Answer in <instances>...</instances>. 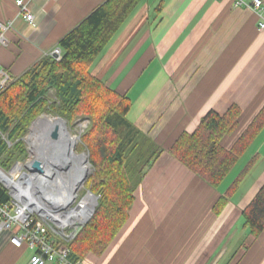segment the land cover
<instances>
[{
	"label": "crops",
	"instance_id": "1",
	"mask_svg": "<svg viewBox=\"0 0 264 264\" xmlns=\"http://www.w3.org/2000/svg\"><path fill=\"white\" fill-rule=\"evenodd\" d=\"M106 1L33 0L29 24L16 0H0V21L13 23L0 63L20 77ZM91 73L130 98L128 120L164 153L137 188L124 227L87 264H264V232L232 247L242 211L264 185V129L244 154V168L258 159L249 174L256 170L255 181L239 195L242 183L219 215L216 204L242 171L227 189L213 188L169 153L209 112L239 105V127L223 140L231 148L263 109L264 31L256 14L235 0H142ZM32 255L0 240V264H28Z\"/></svg>",
	"mask_w": 264,
	"mask_h": 264
},
{
	"label": "trees",
	"instance_id": "2",
	"mask_svg": "<svg viewBox=\"0 0 264 264\" xmlns=\"http://www.w3.org/2000/svg\"><path fill=\"white\" fill-rule=\"evenodd\" d=\"M142 0H107L61 39V60L45 56L0 95V169L9 172L24 162L27 151L21 140L30 124L47 106L53 89L60 115L68 121L81 114L94 119L89 148L96 175L87 184L100 195L92 219L67 244L70 260L102 256L129 218L135 192L164 150L127 118L132 102L94 77L91 68ZM54 108L57 106L54 104ZM243 109L231 106L224 115L209 112L193 133H183L170 155L213 188H218L264 129V107L231 148L223 140L239 127ZM6 137V140L4 139ZM9 143L14 144L9 147ZM254 157L238 175L214 211L221 214L257 163ZM10 201L0 183V202ZM248 236L264 232V185L242 211Z\"/></svg>",
	"mask_w": 264,
	"mask_h": 264
},
{
	"label": "built area",
	"instance_id": "3",
	"mask_svg": "<svg viewBox=\"0 0 264 264\" xmlns=\"http://www.w3.org/2000/svg\"><path fill=\"white\" fill-rule=\"evenodd\" d=\"M32 1L16 0L20 16L29 24L35 23V15L31 10ZM235 5L251 9L258 17V29L264 31V0H235ZM12 29L11 21H0V46L7 44L6 35ZM48 55L59 61L62 51L56 48ZM6 75L0 63V95L9 86ZM82 128H85V124H82ZM33 161L18 162L9 172L0 171L9 173L11 178L14 169L18 167L15 179L17 185L8 184L0 178V183L9 190L10 196L8 203L0 202V240L7 236L16 248L31 249L33 255L28 264H87L85 260L71 261L67 244L76 239L92 218L98 199L90 190L82 197L76 193L77 188L85 182L78 184L71 194L68 193V184L72 180L65 179L63 191L62 187L52 185L47 188L51 194L49 201H39L28 182L33 177L44 174L31 168ZM67 193L70 197H67Z\"/></svg>",
	"mask_w": 264,
	"mask_h": 264
},
{
	"label": "bare ground",
	"instance_id": "4",
	"mask_svg": "<svg viewBox=\"0 0 264 264\" xmlns=\"http://www.w3.org/2000/svg\"><path fill=\"white\" fill-rule=\"evenodd\" d=\"M54 131L58 132L57 138L52 137ZM28 141L36 159L41 160L44 165V175L33 177L28 182L33 189H31L32 193L37 194L39 201L46 199L49 201L51 194L47 188L52 185L62 187L65 179L72 180L67 189L71 194L88 174V158L83 154L82 156L75 154L77 141L71 135L64 120L48 116L37 119ZM17 175L18 167L14 169L11 178L8 174L0 172V178L8 184L16 183L17 185L15 180ZM68 193L67 197H70Z\"/></svg>",
	"mask_w": 264,
	"mask_h": 264
},
{
	"label": "rangeland",
	"instance_id": "5",
	"mask_svg": "<svg viewBox=\"0 0 264 264\" xmlns=\"http://www.w3.org/2000/svg\"><path fill=\"white\" fill-rule=\"evenodd\" d=\"M47 56H49V55H47ZM152 69H154V67H152ZM5 71H6V74H7L6 76L8 77V80H9V85L11 83H13L14 81H16L18 78H20L21 76H23V75H21L20 77H15V76H13L10 73V71H8L6 69H5ZM47 97H48V99H47L48 106H47L46 110L43 113H41V116H39L37 119H39L41 117H44V116H48V117H52V118L62 119V120H64L67 123L68 130L70 131L71 135L77 141V143L75 145V154L76 155L79 154L78 156H82V154H83V155H86L87 158H88L87 159L88 160V165H89V170L87 171L88 174L85 176L84 180L82 181V182H85V183L83 185H81L80 187H78L77 190H76V193H79L81 197L85 196L87 191H89V189L87 187V184H88L89 180L91 178H94V176L97 173L96 168L92 164V156H91V151H90V148H89L90 141H92L91 140V138H92V132L91 131H92V128H93V125H94V119H93V117L90 114L84 113V114H81V115L77 116L74 119L73 122L68 121L65 117L60 115V112H59L60 104H59L58 98L56 96V93H55V91L53 89H49L48 90ZM55 103H56L57 106L54 108V106H55L54 104ZM37 119L34 120L30 124V126L28 128V131H27V134L21 139L24 142V144H25V148H26L27 155H28V158L24 161V163L27 162L28 160H36L35 155L32 153V149H31L32 146L30 145L28 139H29V136H30V134L32 132L33 125L37 121ZM82 124H85V128H82ZM4 139L6 140V137H4ZM92 139H94V138H92ZM13 145L14 144L9 143V147H12ZM245 155L240 158V160L238 161V163L236 164L234 169L231 171V173L225 179V181L219 186V188L227 189L230 186V184L232 183L231 181L234 180L233 178L237 177V175L243 170L245 164L249 160L248 156H245ZM15 165H16V163L14 164V166ZM13 167H12V169H13ZM0 170H2V169H0ZM255 174H256V170L250 176H248L245 179V181L243 182V185H242L243 188L241 187L242 189H241L239 195L240 194L243 195L247 191V189L252 185V183L255 181V179L253 180V178L255 177ZM93 194L96 196V198L98 199L97 202L99 203L100 195L95 194V193H93ZM98 203H97V206H98ZM97 206H96V208H97ZM95 212H96V210H95ZM95 212H94V214H95ZM235 232H236L235 233L236 234L235 235L236 238H235V240L232 243V247L236 246V248H238L237 246L239 245V239H242L243 237L248 235V231L245 230V228H244V220H243L242 217H240L239 222H237V224H236ZM247 245L248 246L250 245L249 242L247 243ZM241 246L242 245H240V247ZM230 254L232 256L233 255V251ZM49 264H54V263H49Z\"/></svg>",
	"mask_w": 264,
	"mask_h": 264
},
{
	"label": "water",
	"instance_id": "6",
	"mask_svg": "<svg viewBox=\"0 0 264 264\" xmlns=\"http://www.w3.org/2000/svg\"><path fill=\"white\" fill-rule=\"evenodd\" d=\"M52 137L53 138H57L58 137V132L54 131L53 134H52ZM31 168L34 171H36V172H39V173H42V174L44 173V165H43L42 161L39 160V159H36V160H34L32 162ZM0 171H2V170H0Z\"/></svg>",
	"mask_w": 264,
	"mask_h": 264
}]
</instances>
